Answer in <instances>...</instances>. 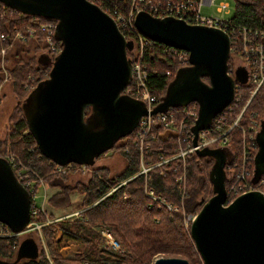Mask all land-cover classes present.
Instances as JSON below:
<instances>
[{
    "label": "water",
    "instance_id": "95a60500",
    "mask_svg": "<svg viewBox=\"0 0 264 264\" xmlns=\"http://www.w3.org/2000/svg\"><path fill=\"white\" fill-rule=\"evenodd\" d=\"M28 16L55 20L61 49L48 76L22 102L28 130L39 151L58 165L92 164L131 133L141 116L169 107L198 103L191 126L192 143L200 129L231 103L235 83L246 80L238 66L229 74L230 41L219 28L190 24L172 16L139 11L136 28L146 37L188 53L187 66L177 70L162 98L150 109L122 90L131 81L127 50L133 43L113 18L90 0H0ZM90 114L86 115V109ZM252 180L264 176V119L255 134ZM196 155L212 159L208 179L212 194L189 224V233L203 264H264V195L248 190L227 199L225 166L232 156L226 146L201 148ZM30 218V195L5 158L0 156V221L22 233ZM38 245L29 236L18 245L19 257H35ZM0 264H10L0 259ZM152 264H190L178 256H158Z\"/></svg>",
    "mask_w": 264,
    "mask_h": 264
},
{
    "label": "trees",
    "instance_id": "16d2710c",
    "mask_svg": "<svg viewBox=\"0 0 264 264\" xmlns=\"http://www.w3.org/2000/svg\"><path fill=\"white\" fill-rule=\"evenodd\" d=\"M109 14L108 5H117L120 9L127 6L128 0H92ZM229 19L235 26H245L249 29L264 31V0H234V10ZM45 18L28 16L5 6L0 2V32L9 33L13 27L21 25H36ZM48 20V19H47ZM55 37V36H54ZM6 46L5 61L9 60L7 51L14 49L17 52L28 51L27 61H33L34 70H21L18 65L9 69L10 76L19 77V92L27 91L23 96H15L16 104L10 115L13 117L9 133L0 138V151L15 153L20 161L28 168L34 170L43 179V183L54 188L55 191L47 198V204L62 208L70 203V194L77 190L82 195L83 208L78 217L72 219L48 215L52 222L40 228L47 251L36 240L38 233L33 230V238L38 245V254L35 257H19L17 236L0 237V259L10 264H151L150 257L154 253H164V256H180L186 258L190 264H202L201 257L196 251L194 242L189 233V226L183 223L182 212L168 211L158 205L146 206V197L143 190L144 175L139 174L124 183L125 179L138 171L139 150L132 144V135L128 134L118 139L112 149L125 157V164L116 173L111 174L108 167L95 163L85 164L82 172L77 163H72L71 169L60 173L55 170V163L44 156L35 143L34 137L28 130L26 117L22 111V102L29 91L41 80L48 76L52 57L45 49L40 34H35L25 41H0V48ZM14 46V47H13ZM174 50V51H173ZM178 50L161 42H153L143 51V61L146 64L147 79L150 92L155 94L157 102L166 92L168 83L172 80L178 69L189 64H183L178 58ZM131 49L127 50L130 58ZM177 53V54H176ZM232 54L235 51L232 50ZM232 54L230 56H232ZM228 68H230L228 64ZM1 69V68H0ZM44 72L47 75H44ZM230 73V72H229ZM243 95L237 102L229 105L228 122L230 123L242 110L249 99L250 85L240 82ZM176 110L177 106H173ZM225 108L224 110H227ZM264 110V80L258 90L248 100L239 118L240 125L247 126L250 119L260 121ZM16 113V115H15ZM90 109H86V115ZM241 131L233 128L228 133L226 148L231 153V160L226 164L233 166L241 158ZM125 145L129 146L124 152ZM175 145L172 135L167 137L158 135L149 141L152 161H158V155L169 156ZM256 152V151H255ZM101 157H96L94 162ZM175 160L162 163L151 168L147 176L149 186L155 193L168 198L177 197L172 172ZM212 159L200 157L194 153L186 156V174L189 187L184 196L185 213L196 212L202 203L212 194L208 179V170ZM225 166V172L231 167ZM164 174L160 173V171ZM78 172L87 175L86 179H69L71 173ZM228 180V179H227ZM31 204V202H30ZM42 220L44 217H40ZM93 224L105 225L121 244V250L112 251L102 246L101 236L93 228ZM60 230L62 237L75 239L78 250L72 258H63L57 251L58 243L54 234ZM26 232V231H25ZM24 233V232H22ZM36 238V239H35ZM39 239V238H38Z\"/></svg>",
    "mask_w": 264,
    "mask_h": 264
},
{
    "label": "built area",
    "instance_id": "2783aa9c",
    "mask_svg": "<svg viewBox=\"0 0 264 264\" xmlns=\"http://www.w3.org/2000/svg\"><path fill=\"white\" fill-rule=\"evenodd\" d=\"M214 1L215 0H128L127 6L124 9H120L117 5H108L109 15L113 18L116 26L124 37L131 40L133 43L129 55L130 58L128 57L131 62V81L124 87L122 92L142 100L146 104L148 110L157 103L156 95L150 92L146 64L143 61L144 49L151 46L155 41L143 35L134 24L136 13L145 11L155 17L172 16L190 24L212 26L224 31L229 37L230 54H232V50H234L235 54L232 55L240 57L243 61V67L246 71V80L244 83L250 85L248 89L250 99L264 80V32L257 28L249 29L245 26L237 27L229 17L212 15L202 11L203 6L210 7L214 4ZM228 6V3L220 2L216 11L228 14L230 12L227 8ZM54 30L55 20L46 19L36 25L26 24L13 27L9 33L0 32V41H25L35 34H40L41 41L45 45L46 51L52 57H55L60 51L61 45L59 40L54 37ZM6 49V46L0 48V67L4 74L3 81H6L8 78L7 69L4 64ZM177 50L179 60L184 64L188 63V53L182 49ZM45 74L47 75V73L44 72V75ZM242 95L243 91L241 89V84L236 81L235 94L231 103L239 101ZM229 105L225 107L228 108L227 110H224V108L212 118L209 127L198 131L195 145L192 143L193 135L191 126L198 115L197 102H189L184 106H177L179 107L178 110L169 107L164 112H157L155 114L148 113L141 116L135 128L129 133L132 135V144L139 150L138 171L122 181V183L139 174H143L145 182L144 193L149 199L148 204H158V206L165 207L168 211H179V209H181L183 223L185 226H189L196 212L185 213L183 207L184 196L187 190L186 156L189 153L195 154V150L197 149L226 146L228 133L233 128H238L242 136L241 158L240 161L235 162L232 167L229 165L226 166L231 167L227 175L228 180H226L225 186L227 199L231 201L235 196L248 190H259L264 195V176H261L256 181L252 180L253 158L257 149L255 134L259 129L260 121L257 120L254 123H248L247 126L240 125L239 118L245 107L244 105L238 115L229 123ZM158 135L164 137L172 135L175 139V145L169 156L158 155V161H152L147 158V155L151 152L149 141L153 140ZM128 150L129 146L125 145L123 151L128 152ZM0 156L6 159L17 179L28 190L30 195V218L25 227V231L31 229L40 231L42 225L52 222V219L47 218L43 210L45 199L44 190L42 191L41 200H38L39 194L37 191L44 185L43 179L34 170L26 167L15 153L11 151H0ZM173 160H175L172 166V172L174 174L173 182L178 193L177 197L174 196V199H171L165 195L155 193L153 188L149 186V177L147 173L151 168ZM72 163L73 162H69L65 165L56 164L55 170L58 172H65L71 169ZM79 165V169L84 172L85 164ZM160 173L164 174L163 170L160 171ZM43 213L46 218L39 220L37 217ZM96 231L101 235L102 246L105 249L112 251L121 250L120 243L107 227L100 226ZM14 234L18 233H14L6 224L0 221V237H10ZM83 264L88 263L85 261Z\"/></svg>",
    "mask_w": 264,
    "mask_h": 264
},
{
    "label": "rangeland",
    "instance_id": "374dc122",
    "mask_svg": "<svg viewBox=\"0 0 264 264\" xmlns=\"http://www.w3.org/2000/svg\"><path fill=\"white\" fill-rule=\"evenodd\" d=\"M220 2L228 3L229 6L227 8L230 11L228 14H224L222 12L216 11V8ZM233 10H234V0H215L214 4L211 5L210 7H207V6L202 7L203 12H207V13L212 14V15H218V16H223V17H230ZM14 54H15L14 49L9 48V50L7 51V56L9 58V60L7 61V63H6V61L4 62L5 67L8 66L10 69V68L18 65L22 71L28 70V69L34 70L33 61L29 62L26 59L30 55L28 51H22L21 50V51L17 52V57H15ZM230 55L228 58V64L233 70H235L238 66H243V61L241 60L240 57L233 56V55L230 56ZM9 73L10 72L7 69L8 78L6 81H3L4 74H3L2 69H0V138L6 137L7 134L9 133L11 121L14 118V116L10 117V115L14 109V105L16 104V97L15 96H23L27 92V91L22 92V93L19 92L18 84L20 82L19 81L20 78L14 77V76L11 77ZM15 115H16V113H15ZM260 116H261V118L264 119V110ZM256 121H257V119H250L248 123H254ZM248 123H245V124L247 125ZM242 126H244V125H242ZM112 149L102 153L101 157L94 162L97 165H104V166L108 167L111 174L119 171L122 168V166L125 164V157L123 156V154H120L119 152H113L112 153ZM60 173H64V172H60ZM226 176H227V174H226ZM86 177H87L86 174H84V173L80 174L78 172H74V173H71L69 175L70 180H73L76 178H82L85 180ZM189 185H190V183H189V180L187 178V188L189 187ZM144 186H145V182L143 180V190H144ZM225 186H226V183H225ZM43 190L45 192L43 210H44V213H45L47 218H49L48 215L50 213L54 216L57 215L58 218L66 217V218L72 219L74 217L79 216V214H80L79 212L82 210L83 205H82V195L79 192H77V190H74L73 192H71L70 203L67 206L62 207V208H56V207L51 206L50 204H47V202H46L47 198L51 195L52 192L55 191V189L46 185V184H44L42 187H40L38 189V191H37L39 194L38 200H41ZM144 195H145V193H144ZM145 197H146V206H151V205L155 204V203L148 204L149 199L146 195H145ZM171 199H174V196ZM155 205H158V204H155ZM178 212L181 213V209H179ZM44 213L40 214V216L37 218L39 220H42L40 217H44V219H45L46 217L44 216ZM100 226H105V225L93 224V228L95 230ZM33 230H35V229H31V230H28L24 233L19 234V236H17L18 242L21 241L22 239L28 237V236L34 237ZM36 232L38 233L39 239L38 238L37 239L35 238V239L38 241V244L40 245V247L42 246V248L45 251H47V246H46V243H45L43 236L41 235L40 231L36 230ZM54 239L58 243V247H57L58 251L57 252L65 259L72 258L74 256V253L78 250L77 241L75 239H66V238L62 237V233L60 230L56 231V233L54 234ZM101 241H102V237H101ZM158 256H164V253L152 254L150 257V263L152 264L154 258H156ZM178 257H180V256H178ZM71 264H74V263H71Z\"/></svg>",
    "mask_w": 264,
    "mask_h": 264
},
{
    "label": "flooded vegetation",
    "instance_id": "af4514ba",
    "mask_svg": "<svg viewBox=\"0 0 264 264\" xmlns=\"http://www.w3.org/2000/svg\"><path fill=\"white\" fill-rule=\"evenodd\" d=\"M238 68V67H237ZM236 70V69H235ZM235 70H233L231 67L229 68V74H231V76H233L234 75V71ZM237 81V80H236ZM196 154V153H195ZM226 178H227V176H226ZM227 180V179H226ZM225 183H226V181H225ZM197 212V211H196Z\"/></svg>",
    "mask_w": 264,
    "mask_h": 264
},
{
    "label": "bare ground",
    "instance_id": "6f19581e",
    "mask_svg": "<svg viewBox=\"0 0 264 264\" xmlns=\"http://www.w3.org/2000/svg\"><path fill=\"white\" fill-rule=\"evenodd\" d=\"M263 32H264V31H263ZM165 46H166V45H165ZM173 51H174V50H173ZM177 53H178V52H177ZM177 53H176V54H177ZM183 64H184V63H183ZM148 159H149V158H148Z\"/></svg>",
    "mask_w": 264,
    "mask_h": 264
},
{
    "label": "crops",
    "instance_id": "0c3cea01",
    "mask_svg": "<svg viewBox=\"0 0 264 264\" xmlns=\"http://www.w3.org/2000/svg\"><path fill=\"white\" fill-rule=\"evenodd\" d=\"M56 218H58V216L56 215Z\"/></svg>",
    "mask_w": 264,
    "mask_h": 264
}]
</instances>
